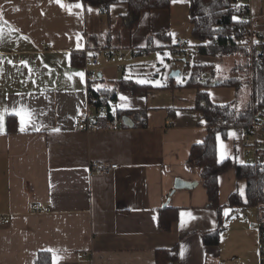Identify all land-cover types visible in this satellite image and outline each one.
<instances>
[{"label": "crops", "instance_id": "0c3cea01", "mask_svg": "<svg viewBox=\"0 0 264 264\" xmlns=\"http://www.w3.org/2000/svg\"><path fill=\"white\" fill-rule=\"evenodd\" d=\"M126 2L101 10L81 1L0 0V264H36L41 252H50L53 264H157L158 250L175 247V264H232V233L248 240L243 262L258 264L256 211L242 214L236 219L242 224L232 229L229 206L233 193L246 196L247 184L236 176V167L247 163L245 129L218 135V160L232 163L219 177L221 212L209 206L201 170L187 164L206 136L203 114L195 109L201 89L186 87L192 67L214 66L200 83L240 78L238 89L206 92L213 103L244 111L251 100L250 85L242 91L248 57L239 54L233 71L220 75L217 66L235 56H181L175 48L181 38L150 39L161 30L171 34V11L144 13L130 30ZM248 2L254 32L264 33V25H256L264 0ZM110 42L125 56L130 52L121 72L102 51ZM187 45L197 49L198 43ZM133 50L146 55L133 59ZM73 52L86 59L98 54L95 88L122 79L150 87L144 94L122 91L114 103L116 111H145L144 127L129 115L128 123L117 118L112 124L100 116L92 132L75 128L77 117L93 109L88 72L72 65ZM184 68L190 75L178 80ZM172 71L180 75L171 78ZM21 110L23 131L14 114ZM8 116L17 118L15 133L8 132ZM94 163L118 168L106 177L92 170ZM178 180L197 185L175 190ZM38 202L44 207L37 212L32 205ZM169 205L179 218L164 233L160 213ZM221 227L219 244L206 245L204 234Z\"/></svg>", "mask_w": 264, "mask_h": 264}, {"label": "trees", "instance_id": "16d2710c", "mask_svg": "<svg viewBox=\"0 0 264 264\" xmlns=\"http://www.w3.org/2000/svg\"><path fill=\"white\" fill-rule=\"evenodd\" d=\"M81 1L89 7L101 10L111 9L119 5L121 0H68ZM175 0H127V14L124 16L126 27L134 30L140 23L144 13L164 12L169 13ZM240 0H189V17L192 25V36L198 43L197 53L201 56L222 58L242 53L248 57L246 73L248 84L251 87V100L248 108L239 111L234 104L218 105L212 102L206 89L210 87L240 88L244 83L240 78H232L220 82L207 81L200 83L199 74L215 72L213 65L195 64L192 67L191 77L186 87L201 89L196 98V111L203 114L202 120L206 126V136L202 143L194 145L188 159L190 168L201 170L202 185L209 197V206L221 212L219 177L230 166L231 161L218 160V135L226 136L233 129H249L261 112H264V45L261 48H250V40L255 32L251 21H241L240 18L249 13L245 6L239 4ZM235 18V19H234ZM150 39L170 41L171 34L168 30H161L152 34ZM97 42V41H96ZM98 48V47H97ZM107 47L103 46V50ZM102 50V51H103ZM72 65L75 68L86 66L84 52L72 53ZM90 83L91 97L97 101L92 102L96 108H106L108 114L104 117L107 123H115L116 119L132 116L136 126L144 127L147 123V113L141 111H116L114 103L122 91H132L134 94H144L150 87L141 86L131 80H119L112 87L99 88ZM99 122V121H98ZM17 118L8 116V132H17ZM123 126H127L123 124ZM238 180L247 184L246 196L239 192L230 196L229 206L234 212H244L256 208L259 215L264 218V162L255 164L238 165L236 167ZM179 210L168 206L161 210L159 226L162 232L169 233L178 221ZM224 217L220 225L223 227ZM204 234L206 245H218L223 228ZM179 249H163L156 252L157 264H175L179 260ZM36 264H53L50 252H41Z\"/></svg>", "mask_w": 264, "mask_h": 264}, {"label": "built area", "instance_id": "2783aa9c", "mask_svg": "<svg viewBox=\"0 0 264 264\" xmlns=\"http://www.w3.org/2000/svg\"><path fill=\"white\" fill-rule=\"evenodd\" d=\"M239 4L245 6V10H249V13H245L240 20L241 21H251L252 23V15L250 10V5L248 0H240ZM254 37L250 40L249 47L250 48H261L264 45V33H255ZM153 43L149 44V47L152 48ZM175 48L179 55L186 56L188 54H193V56L197 53L196 48H189L187 44L183 40H178ZM103 53L108 57L109 62L113 65L119 66L120 72L123 70V63L126 60V56L122 54V51L117 50L113 42H110L109 45ZM132 58L137 59L144 55H146V50H133L131 52ZM198 54V53H197ZM98 54H90L87 55L86 59V70L88 72V80L90 83L96 82L99 80L100 72H99V61L97 59ZM20 62V60L18 61ZM199 81H204V75L198 76ZM90 95V107L93 109V113L88 112L87 115L78 116L76 119L75 128L78 130H83L87 132H92L98 128L97 118L105 117L108 114L106 108H96L91 104L97 100L93 99ZM115 107V104L113 105ZM115 110V109H114ZM246 131V139H245V151L247 156V164H259L264 162V112H261L257 119L253 122L251 127ZM118 168L116 164H105V163H94L92 165V170L99 175L102 176H110L111 173ZM44 205L42 203H34L32 205V209L34 211H41ZM258 233H259V258L260 264H264V218L259 215L258 220Z\"/></svg>", "mask_w": 264, "mask_h": 264}, {"label": "rangeland", "instance_id": "374dc122", "mask_svg": "<svg viewBox=\"0 0 264 264\" xmlns=\"http://www.w3.org/2000/svg\"><path fill=\"white\" fill-rule=\"evenodd\" d=\"M113 8V7H112ZM256 25H264V5H263V15L256 21ZM171 40L175 41L178 38H181L186 44L191 43L194 44L195 41L192 36V25L190 23L189 17V0H175L172 4L171 10ZM148 27V22L144 21L143 27ZM187 41V42H186ZM177 43V42H176ZM189 48H194L191 45H187ZM243 55L242 53H236L235 58H230L229 61H224L223 63L217 66L218 70L220 71V75H229V71H233V63L236 61V58L240 59V56ZM126 56L130 57V52H126ZM232 56V55H231ZM104 59V57H103ZM116 67V66H113ZM114 72V69H111V73ZM190 75V71L188 69H182V74L178 80L185 81L188 76ZM248 83L245 82V85L242 87V91L248 92L249 86ZM241 109V108H239ZM248 211H256V223L258 224V210L256 208L248 209L247 211H240L234 212L232 211V229L237 228L238 225H241V221H237L238 218H243L242 214ZM239 222V223H238ZM249 249V244L247 238L244 236L239 237L236 233H232V264H246L243 262L246 259V253ZM260 264V261H258Z\"/></svg>", "mask_w": 264, "mask_h": 264}, {"label": "water", "instance_id": "95a60500", "mask_svg": "<svg viewBox=\"0 0 264 264\" xmlns=\"http://www.w3.org/2000/svg\"><path fill=\"white\" fill-rule=\"evenodd\" d=\"M180 75V72L179 71H172L171 74H170V77L171 78H174L176 76H179ZM128 120L127 118H124V122L126 123ZM128 123V122H127ZM197 184H191V183H188V182H184V181H180L178 180L176 182V185H175V190H179V189H193ZM167 206V205H166ZM165 206V207H166Z\"/></svg>", "mask_w": 264, "mask_h": 264}, {"label": "snow or ice", "instance_id": "6c2138e0", "mask_svg": "<svg viewBox=\"0 0 264 264\" xmlns=\"http://www.w3.org/2000/svg\"><path fill=\"white\" fill-rule=\"evenodd\" d=\"M77 7H80V5H77ZM80 75L82 76L83 74L81 73ZM141 82H143V81H141ZM126 99H127L126 97H123V96L121 97V100H126ZM14 114L20 117L21 131H23L24 125H25V115L23 114V110L15 111ZM54 131H58V129H54ZM221 147H223V145H221Z\"/></svg>", "mask_w": 264, "mask_h": 264}]
</instances>
